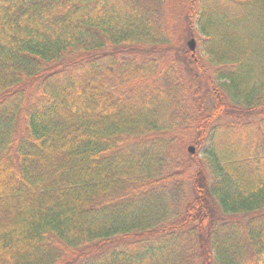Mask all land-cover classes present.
Masks as SVG:
<instances>
[{"label": "trees", "instance_id": "obj_1", "mask_svg": "<svg viewBox=\"0 0 264 264\" xmlns=\"http://www.w3.org/2000/svg\"><path fill=\"white\" fill-rule=\"evenodd\" d=\"M0 264H264V0H0Z\"/></svg>", "mask_w": 264, "mask_h": 264}, {"label": "rangeland", "instance_id": "obj_2", "mask_svg": "<svg viewBox=\"0 0 264 264\" xmlns=\"http://www.w3.org/2000/svg\"><path fill=\"white\" fill-rule=\"evenodd\" d=\"M186 28H188V27H186ZM193 30H194V28H193ZM171 33L174 35V40L176 41L177 31L174 28V26H173V31ZM184 38H185L184 44L186 46H187L186 43L191 38L194 39V41H195V43H194V51L196 53V57L198 58L199 56H201V59L204 60V56L199 52L200 51V46L198 44L199 43V40H198L199 36L195 35V32H193V33L191 32V36H190L189 31H188L187 34L184 35ZM161 56H163V54H161ZM166 56L167 57L163 58L165 62H168L167 60L172 59V57L175 58V61H176L175 63H177V66L176 67L178 68V69L175 70L176 76L181 75L188 82L187 85H189V81H190L189 78L191 77V75H190V70L186 66V64L182 65V63L180 61L176 60V57H175L174 53L173 54L171 53L170 55H166ZM190 57L191 56H189L188 59H190ZM186 62L189 63V61H186ZM192 68L193 67H191L190 69H192ZM197 75H198L197 82L202 83L204 81L203 77H201V75L199 73H197ZM188 90L189 89L186 90V93H187ZM186 93H185V95H186ZM187 95H188L187 97L190 98V95L189 94H187ZM188 102L191 103L190 100H188ZM184 104L187 105V103H184ZM251 118L252 117H250V119ZM243 119H249V117L248 118L244 117V118H242V120ZM230 120H231V118H224V119L218 120L217 123H219V122H225V121H230ZM184 131L185 130H182V129L179 130V132H181V133L184 132ZM179 146H180V154L178 155L177 162L179 164V167L178 168H179L180 172H185V168L186 167L189 168V170H187L186 172H188V173L192 172L193 171V167L191 165L192 164H195L194 162H196V160H200V162H204V158H203L204 157V155H203L204 154V152H203L204 150H203V147L198 148V147H195L194 145L188 144V143H186L184 145L183 144H181V145L179 144ZM189 146H193V148H194V152L192 153V154L195 155L194 156V159L190 158V156L188 155L189 152H188L187 148ZM188 173H187V175H188ZM187 175H185V176H187ZM186 187H188V186H185L184 188H186Z\"/></svg>", "mask_w": 264, "mask_h": 264}, {"label": "water", "instance_id": "obj_3", "mask_svg": "<svg viewBox=\"0 0 264 264\" xmlns=\"http://www.w3.org/2000/svg\"><path fill=\"white\" fill-rule=\"evenodd\" d=\"M194 43H195V41H194L193 38H191V39L187 42V46H188V48H189L190 50H194ZM187 150H188L189 153H193V152H194V148H193V146H189V147L187 148Z\"/></svg>", "mask_w": 264, "mask_h": 264}]
</instances>
